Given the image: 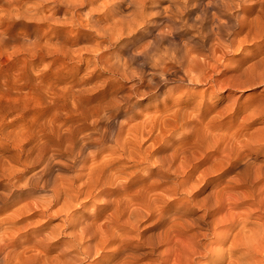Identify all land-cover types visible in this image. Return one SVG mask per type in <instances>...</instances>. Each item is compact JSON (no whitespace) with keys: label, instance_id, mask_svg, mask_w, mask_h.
<instances>
[{"label":"rangeland","instance_id":"rangeland-1","mask_svg":"<svg viewBox=\"0 0 264 264\" xmlns=\"http://www.w3.org/2000/svg\"><path fill=\"white\" fill-rule=\"evenodd\" d=\"M182 1L176 4L179 13L174 17L175 30L161 44L191 47L188 58L195 62L191 74L202 80L188 82L183 74L174 72L166 74L167 81L157 86L132 88L137 79L120 78L114 86V100L108 102V97L97 99L108 91L106 84L112 83L116 76L98 69L91 71L94 52L85 49L98 38L91 33L87 35L89 31L84 27L8 16L1 9L5 0H0V219L10 215L13 220L12 224L4 220L0 230L2 264H39L31 259L39 252L45 254L44 264H53L63 250L70 249L69 218H79L77 231L90 222L88 216L96 213V206L104 199L112 202L131 194V189L119 190L120 186L109 179L93 188V193L103 189L101 196L75 195V187L84 178L73 176L84 175L87 167L60 170L53 166L46 175L48 183L44 186L37 183L47 161L54 165L72 156L67 150L61 151L73 144L72 137L68 133L54 137L52 130L57 126L66 129L80 112L86 114L97 109L103 112L107 102V106L116 104L124 111L113 118L109 140L100 152L122 153L118 157L119 167H123L121 185L139 179L137 189L144 208L139 210L137 227L128 234L132 241L138 239L141 244L137 251H147L142 239L160 229L149 226L152 218L145 217L153 212L147 206L149 201H156L158 210L163 208L171 214L172 204L188 197L200 200L211 192L213 196L225 183H244L237 188L244 192L241 195H264V0H247L239 8L237 0ZM205 29L208 34L201 37ZM194 36L203 42L196 44ZM28 38L49 40L51 52L14 48ZM150 38L151 34L143 37L139 44ZM55 46L80 50L82 61L70 53L56 52ZM86 60L92 63L89 68ZM97 65L101 66L100 62ZM130 69L141 70L145 79L149 77V69L138 62L130 64ZM89 86L93 90L86 93L97 99H79L77 89ZM91 119H97V115ZM93 122V127L103 126L97 120ZM115 131L119 132L116 137ZM137 142L140 148L134 144ZM8 167L13 170L9 177L4 174ZM114 172L117 169L105 173L109 176ZM66 178H71V182ZM55 189L60 192L56 204L46 214L37 207L33 212L40 198L50 199ZM24 205L34 207L18 210ZM67 206V218L63 210L54 213L57 208ZM246 207L258 209V203L249 199L238 209ZM263 210L261 205L253 216L262 215ZM112 211V208L101 211L91 227L104 229L110 223ZM42 237L51 242L49 246L46 243L38 249L31 247L32 242ZM116 245L117 242L109 244L107 249ZM129 251L123 250L113 260ZM111 258L103 259L101 264L110 263ZM156 258L147 254L133 263L145 264ZM96 262L90 256L83 264Z\"/></svg>","mask_w":264,"mask_h":264},{"label":"bare ground","instance_id":"bare-ground-1","mask_svg":"<svg viewBox=\"0 0 264 264\" xmlns=\"http://www.w3.org/2000/svg\"><path fill=\"white\" fill-rule=\"evenodd\" d=\"M165 1L167 3L162 5ZM177 3L181 4L183 1L5 0L1 9L8 16H21L38 21L44 20L70 24L79 28L84 27L89 31L87 35L91 33L98 38L99 40H95L93 44L85 47V49L94 52L92 62L94 65L91 71L98 69L116 76V79L112 83L106 84L108 91L100 99L92 96V93H86L93 90L92 86L77 89V97L89 101L108 97V102H112L115 93L114 86L120 78L124 80L137 79V82L131 86L132 88L141 85L157 86L159 82L167 81L166 74L174 72L183 74L188 82L202 80L201 77L191 74L194 70L192 65L195 64L191 58H188L191 47L183 45L182 48H179V46H171V43L161 44L168 37V33H173L175 30L174 17L179 13ZM154 29L156 30L152 34L151 31ZM202 32L201 37H206L208 31L205 29ZM149 34H151V38L143 44H139L141 39ZM194 37L197 38L194 41L196 44L203 42L198 36ZM27 40L15 45L14 48L23 51L45 50L51 52L52 43L49 40L44 42H40L37 38L31 41ZM101 42H105L106 45L101 46ZM131 47L133 48L129 50ZM138 47L139 49H137ZM54 50L64 54L70 53L72 57L82 61L83 53L80 50L68 51L59 46H55ZM123 54L125 55L123 56ZM99 62L101 66L98 67L97 63ZM134 62L145 65L149 69L147 79L144 78V73L141 70L130 69V64ZM84 63L87 68L92 64L90 60H86ZM108 102L102 109L103 112H99L98 109L86 114L80 112L76 120H70L66 129L57 126L52 130L54 137L60 138L65 133L72 137L73 144L61 150L71 152L72 156L70 159H65L64 162H57L54 165L47 161L42 172L38 174L39 181L37 183H40V186L48 183L46 175L50 174L53 166L60 170L74 168L82 170L87 167V172L84 175L75 174L73 176V179L84 178L75 187V195L101 196L100 194L104 193L103 189L93 193V188L95 185H104L109 179L120 186L119 190L129 188L132 192L131 194L126 193L124 199L119 197L112 202L104 199L101 204L96 206V213L88 216L90 222L84 223L77 231H75V226L79 223V218L74 220L69 218L67 227L72 229L69 240L70 249L63 250L61 257L55 258L52 263L83 264L84 260L93 256L97 259L96 263L101 264L103 259L110 256L112 258L107 264H134L133 262L140 257L150 254L157 258L149 260L145 264H264V219H262L264 210L260 213L262 215L253 216V212L260 210L261 205H264V195L260 193L259 197L255 194L241 195V192H244L237 188L243 186L244 183H225L214 192L213 196L211 195L213 192H211L200 200L188 197L172 204L171 214L165 212L163 208L158 210L159 204L156 201H149L147 206L150 210L153 209V212L150 211L145 217L152 218L149 226L160 227V229L142 239V244L148 249L147 251H137V247H140L141 244L138 239L132 241L133 237L128 234L137 227L141 214L139 210L144 208L140 201V191L137 189L139 179L132 180L128 185H121L123 167H119L120 158L118 157L122 156V153L113 154L114 151H112L109 155H104L100 152L105 149V144L109 140L110 126L115 122L113 118L124 111L121 106L117 107L116 104L107 106ZM102 105L99 106V109ZM94 115H97V119H91ZM171 115H175V112H172ZM94 120L102 123L103 126L93 127ZM120 128H122L121 125ZM118 133L115 131L114 136L116 137ZM115 141H117L116 138ZM134 144H139V142ZM92 147L93 150H91ZM138 147L140 148V144ZM113 168L118 172L110 173L108 176L105 172ZM12 172L13 170L8 167L4 174L9 177ZM66 180L71 182V178H66ZM197 191L198 189L194 194ZM59 196L60 192L55 189L52 191L50 199L40 198L41 200L36 203L35 207L24 205L18 210L24 209L23 211H25L34 207L33 212H35L37 207L40 213L46 214L56 204ZM249 199L257 201L258 209L249 207L238 209ZM110 208L113 209L110 223L104 229L99 226L92 228L91 224L94 219L98 218L99 213ZM67 209L68 206L66 209L60 207L54 210V213L63 210L67 218L69 214ZM199 211L202 212L199 213ZM11 215L15 216L14 213ZM3 221L12 224V216L0 219V230ZM124 225H127L126 229L123 228ZM47 238L50 237L47 236ZM26 240L29 241L28 238ZM46 241L47 239L42 237L39 241L32 242L31 247L38 249L46 243L49 246L51 242ZM115 242H117L115 247L107 249L109 244ZM125 249H130V251L113 260ZM44 255L39 252L31 259L38 261L39 264H44ZM1 257L3 256L0 255V264L3 263ZM200 259H205V261H200Z\"/></svg>","mask_w":264,"mask_h":264},{"label":"clouds","instance_id":"clouds-1","mask_svg":"<svg viewBox=\"0 0 264 264\" xmlns=\"http://www.w3.org/2000/svg\"><path fill=\"white\" fill-rule=\"evenodd\" d=\"M247 2V0H237V7H241L242 5H244Z\"/></svg>","mask_w":264,"mask_h":264}]
</instances>
